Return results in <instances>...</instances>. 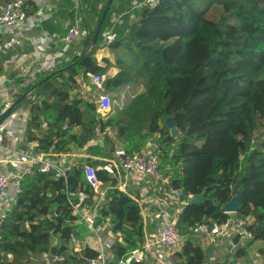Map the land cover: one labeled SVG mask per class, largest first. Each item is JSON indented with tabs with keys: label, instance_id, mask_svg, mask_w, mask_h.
<instances>
[{
	"label": "trees",
	"instance_id": "obj_1",
	"mask_svg": "<svg viewBox=\"0 0 264 264\" xmlns=\"http://www.w3.org/2000/svg\"><path fill=\"white\" fill-rule=\"evenodd\" d=\"M26 6L27 15L37 11L30 0ZM99 42L100 36L94 48L35 89L31 96L41 101L28 98L21 103L28 104L26 141L36 142L38 152L67 153L71 145L83 146L90 123L99 133L115 131L128 155L151 141L160 152V171L171 167L170 186L182 191L185 204L178 217L185 241L172 264L204 263V248L191 235L232 216L222 207L234 188L240 198L233 215L249 221L250 242L264 243V0L195 5L161 0L155 8L141 7L125 31L106 44L114 63L103 57L99 64ZM110 68L118 72L107 78L105 91L132 84L144 90L104 119L92 103L71 93L79 76L106 74ZM168 118L180 131L179 138L170 137ZM75 128L81 129L79 135ZM103 145L89 151L99 157L113 155L115 144L107 135ZM103 164L87 159L85 166L96 169ZM96 176L103 184L115 183L105 171H96ZM80 194L87 201L93 195L82 164L71 165L66 179H55L52 173L26 177L17 205L0 227V264H34L45 255L63 257L53 264L95 260L98 253L86 245L79 251L69 248L71 237L81 240L74 229L80 215L73 214L69 204H77ZM105 196L100 214L110 217L122 235L112 249L117 261L141 243L142 217L127 194L109 189ZM202 196L204 203H190ZM245 255L240 247L234 258Z\"/></svg>",
	"mask_w": 264,
	"mask_h": 264
},
{
	"label": "crops",
	"instance_id": "obj_2",
	"mask_svg": "<svg viewBox=\"0 0 264 264\" xmlns=\"http://www.w3.org/2000/svg\"><path fill=\"white\" fill-rule=\"evenodd\" d=\"M9 0H0V6ZM141 0H112L107 17L105 18V23L101 28L100 33V44H102L101 34L109 29L117 34V32H124L125 29L132 21L137 17L140 8L134 9V3L140 2ZM33 2V1H32ZM107 0H37L33 2L37 11L33 14H29V17H35L37 19V24L35 27H30L26 31H22L16 35L15 43H10V38L7 35L0 36V90L7 89L9 94L7 96L3 95L0 91V114L8 107L12 102L16 101L27 92V89L37 82L42 80L48 74L52 73L55 70L61 69L63 67H70L74 64L77 58H81L89 51V44L87 40L90 39V31L93 33L99 15L104 8ZM79 22V30L81 35L78 36V39L74 41L70 47H65L62 39L66 35L68 29L72 27L75 22ZM91 34V33H90ZM92 36V35H91ZM42 44L40 53L38 54L37 48L35 47V42ZM17 42V43H16ZM103 45V44H102ZM102 53L98 49L95 53L96 59L101 63ZM110 58V57H109ZM111 63H114L112 57L110 58ZM45 61H48V65L52 64L51 67L43 68V70L34 75V70L40 67L39 62L42 64ZM113 69V71H110ZM118 70L116 68H110L106 75L109 77L114 76ZM109 74V75H108ZM107 77V78H108ZM82 79L87 80V86L82 88L80 81ZM89 79L84 76H79L77 78V86L82 91L81 95L83 100H86L89 103H92L95 108V93L94 88L90 85ZM144 90L143 86L140 84H132L121 87L115 91H106L109 96L115 93L116 97L130 98V101L133 97L140 94ZM30 96L29 98H31ZM111 98V97H110ZM80 99V98H79ZM113 102V101H112ZM125 105V104H124ZM122 103L118 104L116 108H111L110 112L106 116L100 115L95 108V113L100 115L101 118H109L116 110H121L124 106ZM26 104L18 105L10 114V116L0 123V171H11L13 168L10 164L12 160L13 153H18L20 151L27 152L34 157H45L54 161L61 162L63 164L77 165L82 164L83 168L87 159L94 161H99L104 163L102 166H98L96 171L103 170L104 166L115 165L118 163V160L114 158V155L99 157L96 154L89 151V149L94 147L103 148V139L97 138L96 135H100L97 128H89L87 134L83 138V146L75 147L71 145L70 150L67 153H42L36 151L38 146L36 142H27L25 138V126L29 117L28 108ZM112 107V105H111ZM86 116V115H85ZM24 117V118H23ZM87 118L84 117V121ZM77 135L80 134L81 129L75 128L73 130ZM103 136L108 134H114L116 132L113 130H106V134L101 133ZM95 137L92 138V136ZM99 141H96V140ZM121 140V139H120ZM112 141V140H111ZM113 142V141H112ZM116 142V141H115ZM115 144V143H114ZM120 144V143H119ZM153 143L151 141L147 142L146 147L143 148V151L150 149ZM122 149V147L116 146L115 150ZM150 151V150H147ZM114 154V153H113ZM163 175H167L168 171L166 168L162 170ZM167 177V176H166ZM170 179V176L167 177ZM114 180V179H113ZM114 184H103L100 188L101 195L96 196L95 199L93 195L90 201H85L87 204H94L99 202L100 209H102L106 203V192L109 189H117L118 191L125 193L137 203L139 206L140 214L142 217V227L145 231L152 230L155 227V220L153 218L154 213V197L156 194L152 193L154 187L153 182H144L136 178H130L129 186L124 191L118 189L117 181L114 180ZM162 183L161 185H163ZM169 182L166 185V188L169 189ZM163 189V188H162ZM88 198V197H87ZM145 205V208L142 206ZM183 203V207H184ZM182 207V209H183ZM181 209V211H182ZM230 219H235V216L232 214ZM78 227L82 226L81 238H85L83 243L78 246L80 250L84 245L93 249L94 241L92 235L89 233V230L82 223L76 222ZM80 225V226H79ZM194 232V231H193ZM201 234L203 239L200 242H197L204 248L205 251V261L203 264H230L232 261H235L236 264H255V256L249 251L252 246H246V243L241 245L235 241H229L227 239L215 238L205 232L204 234L200 231H196ZM122 239V238H121ZM182 240L179 243V246L171 251L166 259L165 264H172V259L174 255L179 252V247H182ZM185 241V239H184ZM122 242V241H121ZM85 243V244H84ZM254 244H260L262 242L256 241L252 242ZM93 244V245H92ZM264 244V243H263ZM245 247L247 255L240 259L234 258V253L240 247ZM118 259L116 261L112 253V260L109 264L115 263L119 264ZM264 262V261H263ZM260 262V263H263ZM51 259H41L38 263L34 264H53ZM144 264H155L152 256H148L147 261ZM257 264V263H256Z\"/></svg>",
	"mask_w": 264,
	"mask_h": 264
},
{
	"label": "built area",
	"instance_id": "obj_3",
	"mask_svg": "<svg viewBox=\"0 0 264 264\" xmlns=\"http://www.w3.org/2000/svg\"><path fill=\"white\" fill-rule=\"evenodd\" d=\"M30 1L37 2V0ZM160 2L161 0H141L134 3V9L141 7L152 9L157 7ZM26 3L27 0H9L0 6V36H9L11 39L9 45L15 43L14 38L18 33L26 31L30 27H35L37 24L35 17L27 15L25 11L27 8ZM111 30L109 29L101 34L102 42L105 45L111 43L115 38V34ZM80 35L81 31L77 21L68 29L62 39L65 47H70ZM35 43L39 54L42 44L37 41ZM39 64L40 67L34 70V75L40 73L43 68L52 66V64L48 65V61L42 62V64L39 62ZM86 77L94 88L96 111L100 115L106 116L111 110V98L104 88L107 75L88 73ZM80 85L85 88L87 80L82 79ZM0 91L5 96L9 94L7 89L2 88ZM113 155L118 160V163L104 166L103 170L110 178L117 181L119 190L122 189L124 191L129 186L130 178H136L144 182H153L152 193L156 194L153 213L155 227L148 231L143 229L144 234L139 246L129 252L125 258H121L119 264H144L148 256H152L155 264H165L168 254L174 251L181 242L178 217L184 203L181 201L183 193L181 190L173 189L171 186H168L169 189H162L161 184L168 185L169 182L170 185V179L160 171L159 157L155 152L141 150L128 155L123 149H117ZM12 156L13 159L10 160V164L13 169L11 171H0V227L17 205L18 197L21 193V183L26 177L33 176L36 173H52L55 179H66L71 167V164H63L45 157L36 158L23 151L13 153ZM83 169L95 199L96 196L101 195L100 188L102 183L97 179L95 168L85 166ZM166 171L170 173L171 167L167 166ZM86 198V195L80 194L77 204L69 202L73 209V214L80 215L78 222L84 224L92 235L95 246L93 249L98 253V257L95 260H86L84 264H109L110 260H112V249L116 243L122 241V235L120 232L115 231L114 223L110 217L101 216L99 202L97 201L93 205H86L84 203ZM248 222L247 219L235 220L229 218L222 224L214 222L210 229L202 226L198 230L202 231L205 228V232H209L211 236L222 240L234 241V239H237L238 242H236L241 245L252 240V235L247 230ZM69 241V248L79 251L76 244L80 241L75 237H71ZM44 259H51L52 262L63 261V257H49L48 255H45ZM257 264H264V262Z\"/></svg>",
	"mask_w": 264,
	"mask_h": 264
},
{
	"label": "water",
	"instance_id": "obj_4",
	"mask_svg": "<svg viewBox=\"0 0 264 264\" xmlns=\"http://www.w3.org/2000/svg\"><path fill=\"white\" fill-rule=\"evenodd\" d=\"M112 0H107V2L104 5V8L102 12L99 15V18L96 23V27L92 33V36L89 41V50L94 48L97 45L100 33H101V28L103 26V23L105 21L106 15L109 11L110 5H111ZM68 67H63L61 69L55 70L52 73L48 74L46 77H44L42 80L37 82L35 85H33L26 93L23 94L22 97L11 103L6 109L0 114V123L7 119L11 112L18 106L20 105L24 100L28 99L35 89L43 85L47 80L51 79L52 77L60 74L62 71L66 70ZM165 125L169 129V135L171 138H178L180 137V131L176 127L175 123L173 122L172 118H168L165 121ZM234 194L230 198V200L222 207V211L225 214H235L237 212V207H238V202L240 198V193L237 188H234ZM206 198L204 196L202 197H194L190 199L191 204H202L204 203ZM230 264H236L235 261H232Z\"/></svg>",
	"mask_w": 264,
	"mask_h": 264
},
{
	"label": "rangeland",
	"instance_id": "obj_5",
	"mask_svg": "<svg viewBox=\"0 0 264 264\" xmlns=\"http://www.w3.org/2000/svg\"><path fill=\"white\" fill-rule=\"evenodd\" d=\"M192 4H202V3H207L209 0H189ZM91 33V34H90ZM90 33H89V37L91 38V35H92V32L90 31ZM103 44V43H102ZM100 44L99 45V50H100V52L102 53V51H104L103 53L104 54H102V57L100 58V59H102L103 57H112V59L113 60H115V56L113 57L112 55H110V52H109V50L106 48V45L105 44ZM110 71H113V69H111ZM109 75V74H108ZM108 77V76H107ZM81 90L79 89V87H74V90L72 91V95H74V96H76V98H80V99H84V98H82V95H81ZM110 97H111V105H112V107L111 108H116V106L118 105V104H120V103H122L123 105L124 104H127L129 101V99L130 98H122V97H116L115 96V93H113L112 95H110ZM41 99L42 98H36V97H34V96H32L30 99H29V101H41ZM86 100H88L87 99V97L85 98ZM113 101V102H112ZM27 106H28V104H27ZM28 108V107H27ZM85 118H87V116H85ZM97 136V138H101V139H103V137H106V135H102L101 133H100V135L98 136V135H96ZM107 136H108V134H107ZM110 138L109 139H111L112 141H113V143H115L116 144V146H119V147H122L123 146V143H122V140H117L115 137V135L114 134H110ZM93 137H95V135H93L92 136V138ZM96 138V137H95ZM179 138V137H178ZM152 139V138H151ZM96 141H99L98 139L96 140ZM116 141V142H115ZM120 143V144H119ZM147 150H150V151H153V152H155L156 154L158 153H160L159 152V150L156 148V147H154V146H151V148L150 149H147ZM157 154V155H158ZM163 173V172H162ZM164 176H167V177H169L170 176V173L168 172L167 173V175H164ZM162 188L164 189V190H166V184H163L162 185ZM143 208H145V205H143L142 206ZM232 215V214H231ZM80 226V225H79ZM74 229H75V231H76V235L78 236L79 235V237H80V239L82 240V241H84L85 240V238H81V230H82V226H80V227H78V224H75V226H74ZM197 231H200V230H197ZM204 232H205V228H203L202 229V231H200V233H202V234H204ZM191 237H193L194 239H195V241H197V242H200L202 239H203V237L201 236V234H199V233H197L196 231H194L193 233H192V235H191ZM183 238V237H182ZM78 240V239H77ZM78 241H80V240H78ZM82 241H80L79 243H77L76 245H77V247L78 246H82V245H80L81 243H83ZM93 241H94V239H93ZM184 243V238H183V240H182V244ZM244 243H246V246H252L250 249H249V251L252 253V255H257V256H255V258H253L254 259V262H252V263H260V262H263L264 261V244L263 243H260V244H254V243H252V242H244ZM85 244V243H84ZM93 245V244H92ZM246 246H244V248L246 247ZM179 249H181V247H179L178 248V250ZM94 250V249H93ZM177 250V249H176ZM175 250V251H176ZM95 251V250H94ZM125 258V257H124Z\"/></svg>",
	"mask_w": 264,
	"mask_h": 264
}]
</instances>
